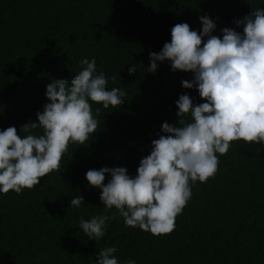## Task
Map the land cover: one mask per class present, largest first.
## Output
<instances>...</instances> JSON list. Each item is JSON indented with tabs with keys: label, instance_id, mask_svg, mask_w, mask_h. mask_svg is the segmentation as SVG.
Returning a JSON list of instances; mask_svg holds the SVG:
<instances>
[{
	"label": "trees",
	"instance_id": "1",
	"mask_svg": "<svg viewBox=\"0 0 264 264\" xmlns=\"http://www.w3.org/2000/svg\"><path fill=\"white\" fill-rule=\"evenodd\" d=\"M253 7L264 8V0H0V130L15 126L27 135L21 126L36 121L49 102L45 86L52 79L71 81L84 67L82 58H95L97 72L116 77L107 88L126 93L121 105L92 104L98 129L85 145L70 142L59 168L38 185L0 193V264H94L107 246L116 248L119 261L136 264H264V146L258 142L232 141L217 154L216 173L191 186L167 234L125 226L85 179L87 170L105 166L125 167L134 176L151 140L163 134L162 122L177 123L178 96L203 102L195 88L181 85L191 72H174L168 61L148 72L149 52L170 41L171 27L186 22L199 32L198 17L208 15L216 24L213 35L224 27L242 32L234 20ZM131 64L137 70L130 75ZM78 195L84 203L69 206ZM96 215L111 219L95 241L79 220Z\"/></svg>",
	"mask_w": 264,
	"mask_h": 264
},
{
	"label": "clouds",
	"instance_id": "2",
	"mask_svg": "<svg viewBox=\"0 0 264 264\" xmlns=\"http://www.w3.org/2000/svg\"><path fill=\"white\" fill-rule=\"evenodd\" d=\"M198 19L199 32L186 22L173 25L170 41L159 52H149L147 68L154 73L157 62L168 61L174 72H191V80H181V85L195 88L203 102L194 104L187 93L178 96L177 123L162 122L163 134L151 140L150 153L140 159L134 176L122 166L85 172L88 185L100 189L105 208L114 207L125 226L153 235L174 230L176 216L192 196L191 186L214 176L217 154H225L230 142L264 146V8L253 7L234 20L242 32L224 27L220 36L212 34L216 24L208 15ZM79 63L84 67L71 81L52 79L45 86L49 102L36 113V121L21 126L27 135H18L15 126L0 130V193L33 188L59 168L70 142L85 145L98 129L93 103L108 108L125 101L124 89L107 88L108 80L116 77L97 72L95 58ZM136 70V64L127 68L130 75ZM37 126L43 130L40 135L30 132ZM106 174L110 178L105 183ZM82 203L81 195L69 200L71 207ZM109 219L81 217L79 229L96 241L104 236ZM115 252L114 246L100 249L94 264H136L134 259L119 261Z\"/></svg>",
	"mask_w": 264,
	"mask_h": 264
}]
</instances>
